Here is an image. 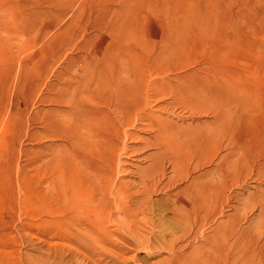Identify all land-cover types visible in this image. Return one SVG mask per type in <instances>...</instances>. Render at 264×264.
<instances>
[{
	"label": "rangeland",
	"instance_id": "obj_1",
	"mask_svg": "<svg viewBox=\"0 0 264 264\" xmlns=\"http://www.w3.org/2000/svg\"><path fill=\"white\" fill-rule=\"evenodd\" d=\"M213 245L264 264V0H0V264Z\"/></svg>",
	"mask_w": 264,
	"mask_h": 264
},
{
	"label": "bare ground",
	"instance_id": "obj_2",
	"mask_svg": "<svg viewBox=\"0 0 264 264\" xmlns=\"http://www.w3.org/2000/svg\"><path fill=\"white\" fill-rule=\"evenodd\" d=\"M194 184V183H193ZM166 185V184H165ZM202 185V184H201ZM200 184H199V186L198 187H200L201 186ZM167 188V187H166ZM170 189V188H169ZM199 189L200 188H198V191H199ZM201 190V189H200ZM215 196V195H214ZM214 196H212V197H210L211 198V201L212 202H207V205L209 204V206L211 205V206H213V207H215V200H214V198H216V197H214ZM203 198H204V196H203ZM199 206V205H198ZM197 206V207H198ZM211 206H210V208H211ZM202 206H199L198 208H194V210L192 211V213H191V215L189 214V215H187V214H185V213H183V209H182V211H178L177 213L179 214L178 216L179 217H181V218H184V219H187V220H189V219H192V221L193 222H196V221H198V220H201L202 219V217H203V215L204 214H202L201 215V213L200 212H202L203 213V210H202V208H201ZM178 209V208H177ZM211 210H212V208H211ZM206 214H208V213H205V216H207ZM213 216H214V213H213V215L212 216H210V218L212 217L213 218ZM204 218V217H203ZM208 218H209V216H208ZM205 219H207V218H205ZM191 221V220H190ZM209 220L207 219V222H208ZM189 222V221H188ZM193 222H192V224H193ZM189 223H191V222H189ZM204 223H205V220H204ZM196 223H194V225H195ZM198 225V224H197ZM197 225H195V226H197ZM214 247H216L215 245H213L211 248H209V250H210V254H206V253H204L205 255H208V257H205V260L203 259V258H201L202 256H200L199 258H200V260H201V262L203 263V264H217V254L216 253H213L212 252V248H214ZM208 250V251H209ZM207 251V252H208ZM204 257V256H203ZM204 260V261H203Z\"/></svg>",
	"mask_w": 264,
	"mask_h": 264
}]
</instances>
